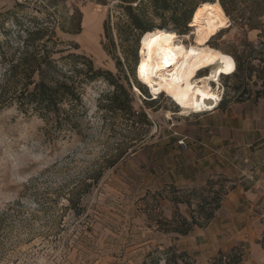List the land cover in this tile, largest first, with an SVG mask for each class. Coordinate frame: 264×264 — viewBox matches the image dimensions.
Here are the masks:
<instances>
[{
    "label": "rangeland",
    "instance_id": "obj_1",
    "mask_svg": "<svg viewBox=\"0 0 264 264\" xmlns=\"http://www.w3.org/2000/svg\"><path fill=\"white\" fill-rule=\"evenodd\" d=\"M46 3L0 0V85L8 60L18 56L25 27L43 20ZM117 3H61V16H68L74 4L82 18L79 32H58L64 43L57 48L61 54L90 58L95 67L123 82L115 63L119 58L131 82L127 92L122 90L114 100V87L105 80L86 84L85 113L76 117L75 127L61 131L15 104L0 105V264H141L155 248L176 246L179 234L174 228L181 226L180 216L189 218L193 211L200 218L199 204L208 211L216 204V193L220 196L229 187L222 176L199 186H181L170 171L176 158L185 156V134L206 114L223 101L264 96L262 28L235 24L227 16L228 26L210 39L208 45L223 52L234 71L218 75L221 102L196 118L193 112L179 114V106L163 92L153 94L144 79L142 36L138 41L120 37L112 25L121 16ZM107 18L113 43L104 35ZM258 19L264 26V16ZM159 23L153 17V24ZM188 26L185 33L172 25L164 29L187 45L193 41L190 22ZM237 58L249 62L250 78L236 70ZM207 73L205 69L198 75ZM256 212L255 244L237 242L235 257L221 260L218 250L229 254L233 247L189 252L188 262L264 264V202ZM199 222L205 225L203 219ZM157 264L165 263L161 259Z\"/></svg>",
    "mask_w": 264,
    "mask_h": 264
},
{
    "label": "trees",
    "instance_id": "obj_2",
    "mask_svg": "<svg viewBox=\"0 0 264 264\" xmlns=\"http://www.w3.org/2000/svg\"><path fill=\"white\" fill-rule=\"evenodd\" d=\"M106 4L107 0H94ZM116 6L121 10V16L112 25L121 37L132 36L138 39L147 31L154 28H166L172 25L179 33L188 29L193 11L202 2L214 0H117ZM225 14L235 24H243L250 28H262L258 17L264 16V0H241L244 7H240V0H218ZM66 0H47L45 16L42 21L35 22L33 26L25 27L22 45L17 47L16 60L10 58L4 71V81L0 85V105L15 104L19 110L32 113L49 122L54 128L61 131L64 127H75L76 117L86 111L83 99L85 85L103 79L114 87L112 99L117 100L122 90L127 92L131 82L123 72V62L115 57V63L122 73L123 82L109 70L95 67L92 60L84 55L67 53L57 48L64 40L58 36L61 33L79 32L81 29L82 13L74 4L68 16H61L65 9ZM246 8L250 12L246 14ZM153 17H158L160 23L155 26ZM110 20L104 21V35L113 43L110 33ZM136 55V50H135ZM249 62L244 63L237 58L236 70L250 78ZM126 85V88L125 86ZM120 109L122 106H118ZM213 198L215 206L208 211L199 204L200 216L206 224L219 206L221 195ZM180 202V201H179ZM206 211V212H205ZM191 211L189 218L180 216V227L174 228L179 235L187 234L194 225H199V219ZM149 252L141 264H157L161 259L165 264H190L186 259L188 253L179 250L174 244ZM237 248L233 247L229 254L219 250V259L229 258L235 254ZM154 253L157 254L154 257ZM153 255V256H152ZM150 256V258H149ZM239 259L237 258V261Z\"/></svg>",
    "mask_w": 264,
    "mask_h": 264
},
{
    "label": "crops",
    "instance_id": "obj_3",
    "mask_svg": "<svg viewBox=\"0 0 264 264\" xmlns=\"http://www.w3.org/2000/svg\"><path fill=\"white\" fill-rule=\"evenodd\" d=\"M201 121L185 134L189 146L184 158H176L172 180L181 186H199L222 176L229 187L213 217L179 235L176 247L187 253H210L242 241L255 244L256 211L264 202V96L223 101Z\"/></svg>",
    "mask_w": 264,
    "mask_h": 264
},
{
    "label": "bare ground",
    "instance_id": "obj_4",
    "mask_svg": "<svg viewBox=\"0 0 264 264\" xmlns=\"http://www.w3.org/2000/svg\"><path fill=\"white\" fill-rule=\"evenodd\" d=\"M228 23L220 3L208 1L198 4L192 13L191 43L186 45L181 36L164 28L142 35L144 79L153 94L163 92L173 99L179 106V114L207 111L218 104V75L231 74L234 66L225 59L223 52L209 46L208 42ZM205 69L209 73L198 75Z\"/></svg>",
    "mask_w": 264,
    "mask_h": 264
},
{
    "label": "built area",
    "instance_id": "obj_5",
    "mask_svg": "<svg viewBox=\"0 0 264 264\" xmlns=\"http://www.w3.org/2000/svg\"><path fill=\"white\" fill-rule=\"evenodd\" d=\"M221 100H222V95H220V100L218 101V104L216 105V107L219 105V103L221 102ZM215 107V108H216ZM214 109V108H213ZM207 111H211V110H207Z\"/></svg>",
    "mask_w": 264,
    "mask_h": 264
},
{
    "label": "snow or ice",
    "instance_id": "obj_6",
    "mask_svg": "<svg viewBox=\"0 0 264 264\" xmlns=\"http://www.w3.org/2000/svg\"><path fill=\"white\" fill-rule=\"evenodd\" d=\"M227 59V58H226Z\"/></svg>",
    "mask_w": 264,
    "mask_h": 264
}]
</instances>
